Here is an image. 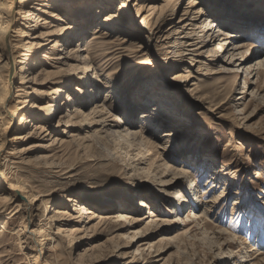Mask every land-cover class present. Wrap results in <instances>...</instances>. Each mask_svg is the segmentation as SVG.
<instances>
[{"label":"rangeland","instance_id":"374dc122","mask_svg":"<svg viewBox=\"0 0 264 264\" xmlns=\"http://www.w3.org/2000/svg\"><path fill=\"white\" fill-rule=\"evenodd\" d=\"M223 1L217 0L216 2ZM242 1L244 3L242 2L243 4L236 8L237 10L235 11L243 13L246 9L250 10L252 13L245 15L246 21L264 20V0H252L253 3L251 4H249L251 0ZM141 2H143L145 7H150L160 5L162 0L155 3L145 0H130L134 11L137 9L136 4ZM0 3L9 6L6 0H0ZM117 3H119L118 0ZM187 3L188 0L181 2V10L186 7ZM210 3L211 7L209 5L207 11H210V14H216V11L212 9V1ZM117 7L118 4L114 5L112 11H116ZM213 8L218 10L216 18L223 21L224 27L229 28L231 35L237 33L242 36L245 35L241 34V28H237L240 25L232 27L231 23L227 21L228 17H223L220 5L213 4ZM94 13H97L96 10ZM47 18L46 16L41 17V19ZM126 18L127 16H125ZM245 18L239 20L243 21ZM139 20V18H136L131 28L134 35L142 36V43L137 42V40L124 42V40L112 38L106 40L107 44L102 48L103 50H98L96 54L101 66L97 68V75H101V79L105 77L103 74L111 75L115 79L113 81L121 87L120 96L117 99L114 94L102 91L97 94L96 99L87 107L83 105L82 109L85 112H89L96 103L109 106L111 102L113 105L120 106L123 109L126 107V111L131 108L132 111L134 110L133 113L136 114L133 118L130 116L131 119L129 117L128 122L133 124L131 126L133 130L141 131L139 121L142 117L141 114L145 110L147 113L155 114L154 116L159 118L158 113L152 107L153 104H149L145 110L140 107L150 95L139 98L143 84L141 82L144 78L157 79L159 88L176 90L172 94L179 99L177 103L172 102L173 99H170L169 102L171 104H166L167 109L173 110V113L167 110L166 116L171 117V119L174 118L172 120L174 122L168 120L167 117H162V115L160 117L171 126L157 127L155 131L152 128V131H149L150 133L148 130L143 132L145 136L151 138V142L159 147V155L154 154L153 160H158L161 157L162 160L168 163V166L192 173L196 179V184H199L198 195L203 200L208 197V194H205L204 191L207 192L213 187V183H210V178L215 174V177H218L216 185L219 186L213 189V193L209 194V198H217L222 195L224 201L218 207L216 206L212 209L209 216L205 217L203 215L201 218H204V220L200 222L202 226H198L197 220H195V223L190 222V220L193 221L194 219L189 213L191 208L183 206L175 199L178 189H181L183 193H188L192 178L183 180L181 185L172 184L162 187L154 184L150 179H146L148 178L147 172L144 173L140 170L138 178L141 183L137 186L136 182L138 181L132 178V170L134 169L128 166L127 150L114 143L103 144V142H95L97 141L96 138L92 142L95 144L88 150H79L76 143L69 153L58 152L56 157L49 159L48 163L54 159L56 162H62L63 169H61L62 167H46L45 161L47 160L45 155H52L51 150L46 147L51 143L50 136L37 144L38 147L28 153L21 150L24 149V145L29 147L28 145L33 141L22 145L18 144L15 147L18 148L17 151H21L20 157L25 163L22 165L18 164V171L13 170V172L22 185L19 191L21 196H29L30 200L32 199L31 195L40 193L45 196L41 197L42 199L49 201L46 215V207L44 206H40L39 211H36L35 222L37 225L40 220L42 222L47 221L46 216L56 209H67L71 215L77 217L79 213L72 211L74 202H67L66 199L68 197L74 200L77 199V202L87 205L88 208L93 209L98 214L119 216L121 213H129L139 219L150 216V210H152L156 215H159L161 220H166L163 229H152L146 235L139 233L132 239L131 235L143 230L147 223L152 220L146 219L136 224H129L128 222H118V219H113L112 222L103 225L94 236L77 246L74 243L70 247L71 242L66 238L58 241L56 243V245L58 244V255L60 256L58 261L47 258L43 264H88V260L92 255L101 256L100 261L98 260L94 264H132L134 260L135 264H264V72L261 71L262 74L256 75L257 71L255 70L250 76H246L244 72V68L246 69V67L255 64L256 60H264L262 47L255 49L257 48L256 45H259V41L255 39L256 32L248 35L247 31L249 30L245 27L248 24L241 22V26L244 24L245 30L243 32H246L247 36H244L243 39H237L235 42H247L248 45L243 49L247 53L245 57L238 58L247 60L240 68L236 65L242 63V61H237L233 66H227L226 71H223L220 63H214L211 60H201V62H206V66H202L204 63H199L198 65H201L204 70L198 72L197 62L191 67L190 64L192 62L187 58V62L183 63L179 71L178 69L176 71L171 69L169 64L166 63V58L168 55L172 56L176 48L173 43L170 44L171 49L168 48V45H163L165 36L170 37L169 33L171 31L167 32L173 23L166 19L161 28L162 32L158 35L157 40H153L150 38V29L144 32L136 25V23L140 22ZM48 22L58 28L62 25V22L55 23L53 18H49ZM70 25L71 23L63 27ZM84 28L87 34L80 46L88 48L93 39L95 26L86 25ZM19 29L20 27H15L14 30L19 31ZM21 29L26 28L21 27ZM201 30L199 29V32ZM16 34L14 33L15 36ZM3 43H0V105L2 104L0 106V153L4 154V157L14 146L9 145L4 149L1 147L3 134L8 126L6 121L8 116L6 119L3 116V105L8 92L6 88L7 80L1 68H4L5 63L13 66L14 61L17 65V74L12 84L11 96L13 101L6 104V109L15 112L17 110L16 102L18 101L15 98V95H17L15 91L17 90L16 86H19L18 83L21 81L19 72L21 66L18 62L24 60L23 57L20 58V54H24V51L19 49L14 54L15 60L13 61L5 55ZM50 44L46 47L47 49L50 48ZM76 44L77 41L73 40L65 47L68 49ZM217 44V42L214 43L211 48L216 49ZM163 47H165V50ZM168 51L173 53L165 55ZM156 59L164 65L163 68L159 67L163 70V75L155 74L156 69L153 70L148 65ZM46 68L55 70L50 65H46ZM39 72L40 67L35 69L34 74L37 75ZM177 72L187 78H189V75L191 76L189 81H187L186 94L178 92L177 90L182 89L183 86L175 84L171 80ZM92 73V71H89L87 75L91 79L93 78V81H96ZM65 75L67 76L65 78L67 85L81 81L75 80L78 77L72 71L65 73ZM245 81L247 82L246 89H244ZM162 83L163 85L161 86ZM76 85L82 88L81 84L77 83ZM252 92H256L259 98H252ZM79 93L77 92V94ZM158 93L163 94L160 91ZM70 95H72L71 92ZM76 98L78 99L77 96L75 100ZM105 98H107V101H105ZM63 99L66 101V96H63ZM162 99L163 97L158 95L156 102ZM27 101L28 104L36 103L38 105L45 102L36 101V99L32 98H27ZM18 113L13 121L15 125L18 124V117L21 115L20 111ZM61 113L66 115L68 110L65 108ZM61 113L54 117V124L58 123V116ZM118 115L124 117L123 113ZM123 119L126 122L127 119ZM39 122L44 121L41 118L34 120V123ZM177 123L182 125L180 126L181 128H178ZM31 128H33L32 123L27 125L24 133H29ZM170 129H175L176 131L171 141L169 138L162 137V134ZM60 131L62 134L63 128L59 129ZM76 133L80 136H85L86 130L78 128ZM16 135L18 133H14V130L9 132V140H13ZM53 135L61 137L60 133L57 132ZM206 157L212 163H207L208 172L204 175L197 166L199 167ZM139 168L147 171L148 163L141 165ZM9 170L10 168L5 169L3 165L0 166L1 172ZM128 193H132L133 197L128 198ZM60 200L63 201L57 203ZM141 201H144L149 208H141L139 206ZM37 205L39 206L40 202ZM25 206L26 204L22 199L14 200L11 191L3 190L0 187V223L2 224L4 220H7V230L11 229L14 236L11 240L8 238L7 243L2 244L5 252L2 251L3 249L0 250L1 264H42L41 261L39 263L33 257L34 254L29 250L31 245L25 240L23 227L13 229L10 223L11 219L6 217L10 213L12 214L10 215L11 218L16 215L17 217L23 215ZM202 211L203 209L200 212L194 209V213H202ZM188 215H190V219L187 218ZM69 222L76 224L74 223L76 219ZM98 222V220H95L93 224ZM205 222H208L207 233L202 230ZM1 224L0 230L2 228ZM64 225H67L64 226L67 231L72 226L68 222ZM220 229L227 232V234L217 236L218 246L211 247L207 242L203 241L205 236L211 238ZM52 231L56 232V226L51 227L49 232L51 233ZM5 233H0V236ZM229 236L235 238L229 239ZM163 237L167 239L166 242L159 243L155 247L156 249L157 247H163V250L158 253L155 248L149 249L150 244L158 242ZM132 240L134 241L131 246L116 249L118 245L125 246L127 242ZM94 247L95 249H92ZM138 248L141 251L138 252ZM253 248L256 250L250 253L249 251L253 250ZM245 251L247 255L253 254V259L248 263H241L243 252ZM261 252L262 255H258ZM150 253L152 257L150 256L151 258H149L148 262L147 260L144 261L143 257Z\"/></svg>","mask_w":264,"mask_h":264},{"label":"bare ground","instance_id":"6f19581e","mask_svg":"<svg viewBox=\"0 0 264 264\" xmlns=\"http://www.w3.org/2000/svg\"><path fill=\"white\" fill-rule=\"evenodd\" d=\"M145 1L155 3L159 0ZM211 1L213 4L220 5L222 7L223 13L221 14H223V17H228L227 21L231 23L232 27L240 25V27L238 26L237 28H241V34L243 33L245 35L242 36L240 33L231 35L232 33L229 31V28L224 27L223 21L216 18L218 10L213 8V4L212 9L216 11V14H210V11H207V7L209 5L211 7ZM216 1L217 0H188L186 7L182 8V10L180 4L183 0H162L160 5L150 7H145L143 2H141L136 4L137 9L135 11L130 4V0H118L119 3H117V0H20L18 2L16 0H6V3H9V6L0 3V43L4 42L5 55L14 61V54L19 49L24 51V54H20V58L23 57L24 60L18 62L21 66L19 68L21 81L18 83L19 86H16L17 90L15 91L17 94L15 95V98L18 99L16 102L17 110L15 112L6 109V104L13 101V97L11 96L13 90L12 84L14 83V78L17 74V65L14 61L13 66L5 63L4 68H1L7 80L6 88L8 90L3 105V116L4 119L8 116L6 119L8 126L3 134V144L1 147L4 149L10 145L14 146V148H12L11 151H8L4 157V154L0 153V166L3 165L5 169L10 168V170L6 172L0 171V187L3 188V190L11 191L14 200L22 199L25 202L26 206L23 215H19L18 217L16 215L11 218L10 215L12 214L10 213V215H7L6 217L11 219L10 223L13 229L23 227L25 230V240L31 245L29 250L34 254L33 257L39 263L41 261L43 264L47 258H52L55 261H58L60 256L58 255L59 249L58 244L56 245V243L60 240L62 241L63 238L70 240V247L74 243L77 246L83 241L90 239L100 231L103 225L112 222L113 219H118V222H128L129 224H136L137 222L146 219L152 220L147 223L143 230L131 235L130 237H132V239L139 233L146 235V233L150 232L152 229H163L166 223V220H161L159 215H156L152 210H150V216L139 219L131 216L129 213H121L119 216H107L98 214L93 209L88 208L87 205L77 202V199L74 200L68 197L66 201L74 202L72 211L74 213H79L77 217L71 215L67 209H56L46 216L47 221L42 222V220H40L37 225L35 222V213L36 211H39L40 206H44L46 207V215L49 208V201L42 199L41 197L45 196L40 193L31 195L32 199L30 200L28 198L29 196H21L19 191L21 190L22 185L20 181L16 179L13 170L18 171V164L22 165L25 163L20 157L21 151L28 153L32 149L38 147L37 144L49 136L51 137V143L46 147L51 150L52 155H45V159L47 160L45 161V164L48 168L62 167V162H56L55 159L48 163L49 159L58 155V152L69 153L76 143L79 150H88L95 144L92 142H94L96 138L97 141L95 142H103V144L114 143L127 150V157L129 159L128 166L131 169H134L132 170V178L135 179V181H138L136 182L137 186L141 183L138 178V172H140V170L144 173L147 172L148 178L146 179H150L154 184L161 185L162 187L172 184L181 185V183L183 184V180L192 178L187 191L188 193H183L181 189H178L176 191L177 195L175 196V199L183 206L191 208L189 213L194 219L193 221L190 220V222L195 223V220H197L198 226H202V223L200 222H203L204 220V218H201L203 215L205 217L209 216L212 209L216 206L218 207V205L224 201L222 195H219L217 198H209V194L213 193V189L219 186L216 185L218 177H215V174L210 178V183H213V187L207 192L204 191L205 194H208V197L203 200V198L198 195L199 184H196V179L193 177L192 173L183 169H175L174 167L168 166V163L162 160L161 157H159L158 160H153L154 154L159 155V147L151 142V138L145 136L143 132L147 130L148 132H151L152 128L155 131L157 127L160 128L165 125H167V127L171 126L168 122H164L160 117L162 115V117H167L168 120H174V118L171 119V117L166 116L167 110H170L173 113V110L167 109L166 104H171L169 102L170 99H173L172 102L177 103L179 99L172 94L176 90H172V88H169L168 90L162 89V87L159 88L160 86L158 85L157 79L144 78L141 82V84L143 83L144 85L142 84V89L140 88L139 98L150 95L146 98L147 101L140 105V107L145 110L149 104H153L152 107L155 112L158 113L159 118L154 116L155 114L147 113L145 110V112L141 114L142 117L139 121L141 124V131L133 130L131 128L133 124L128 122L129 117L131 116L133 118L136 114L133 113L134 110L132 111L131 108L126 111V107L123 109L120 106L113 105L111 102L109 106L96 103L89 112H85L82 109L83 105L84 107H87L96 99L97 94L102 91L114 94L117 99L118 96H120L121 87L118 83L116 84L113 81L115 79L111 75L107 76L103 74V76H105L103 79H101V75H97V68L101 66L99 65L98 56H96V54L98 53V50H103L102 48L107 44L106 40L112 38L121 41L124 40V42L127 40H137V42L142 43V36L134 35L131 28L133 21L135 23L136 18L140 19V22L136 23V25L144 30V32L145 30L150 29V38L153 40H157L158 35L162 32L161 28L166 19L173 23L167 32L169 33L171 31L169 33L170 37H167V35L165 36V42L163 45H168V48L171 49L170 44H174V47L176 48L175 52L168 51L165 55L173 53L172 56L168 55L166 63L169 64L171 69H175L176 71L177 69L179 71L183 63L187 62V58L192 62V64H190L191 67L195 65V62H197L196 66L199 63H204L202 66H206L205 61L207 60H211L214 63H220V66H222L221 68H223L221 70L223 71H226L227 66L235 65L237 61H242V63L236 66L238 68L242 67L247 60L238 58L245 57L247 53L244 52L243 49L248 43L235 41L247 36L246 32H243L245 30L243 26L244 24H248V26H245L247 27V30H249L247 31L248 35L252 32H256L255 39L259 41V45H256L257 48L255 49L262 47L264 50V20L257 19L256 21H246L245 15L247 13H252L250 10L246 9L243 13L241 11H235L237 10L236 8L244 3L242 0ZM251 3H253L252 0L249 4ZM117 4L118 7L116 11L113 12L112 8ZM95 10L97 13H94ZM145 13L148 14L145 15ZM43 16L48 18L41 19ZM125 16H127L126 19ZM176 16H178L177 19H175ZM49 18H53L55 23L62 22V25L59 28L54 26V24L48 22ZM242 18L245 19L240 21L239 19ZM241 22L244 23L242 26ZM70 23V26L63 27ZM86 25H94L95 28L90 46L88 48H82L80 43L87 34L85 33L86 30H84ZM15 27H20L19 31H15ZM21 27L26 29H21ZM199 29L202 30L199 32ZM14 33H17L16 36ZM174 35L178 36L175 37ZM172 39L174 40L171 42ZM73 40H76L77 44L74 47L72 46L71 48L69 47L66 49L65 46H68ZM216 42L218 43L217 48L212 49L211 46ZM49 43H51L50 48L47 49L46 47ZM45 49L47 50L44 51ZM163 49L165 50V47H163ZM201 60L205 61L201 62ZM46 65H50V67L55 70L47 69ZM148 65L152 67L153 70L156 69L155 74H164V72H162L163 70L160 69L163 68L164 65H162L159 60L156 59ZM202 66L198 65V72L204 70ZM38 67H40V72L35 75L34 71ZM255 70L257 71L256 75L262 74L261 71L264 72V60L258 59L255 61V64L246 67V69L244 68L246 76L252 75ZM69 71L76 73L78 79L75 77V80L81 81H76V83L72 82L67 85L68 83L65 82V78H67L65 73ZM89 71L93 72L92 76L96 78V81H93V78L91 79V77L87 75ZM134 76H132V78H134ZM190 77L191 76L189 75V78ZM189 78L177 72L173 75L171 80L175 84H181V86H183L182 89L180 88L177 90L178 92H184L183 94H186L188 88L187 81H189ZM77 83L81 84L82 88L77 87ZM244 84V89H246L247 82L245 81ZM162 85L163 83L161 86ZM159 91L163 94H159ZM70 92L74 97L70 95ZM77 92L80 93L77 94ZM158 95L163 97V99L156 102ZM63 96H66V101H64ZM76 96L78 99L76 98L75 100ZM251 97L254 99L259 98L256 92H252ZM27 98L45 102L41 105L36 103L28 104ZM105 101H107V98H105ZM65 108L68 110L66 115L61 113ZM18 111H20L21 115L18 117V124L15 125L13 124V121L19 114ZM58 113H61L58 116V123L54 124L53 119ZM120 113H123L124 117L118 115ZM37 118L43 119L44 122L34 123V120ZM123 118L127 119L126 122H124ZM31 123L33 127L31 128V131L27 134L24 133L27 125ZM176 125H178V128H181L180 126H182L180 123H177ZM61 128H63L62 134L61 131L59 132V129ZM78 128L82 130L85 129L86 135H78L76 133V129ZM13 130L14 133H18V135H16L13 140H9V132H13ZM56 132L60 133L61 137L58 135L54 136L53 134ZM175 132V129L166 130L165 133L162 134V137L169 138L171 141L172 137L175 136ZM31 141L33 142L28 145L29 147H25L27 145H24V149L17 151L18 148L15 146ZM131 156L133 157L131 158ZM209 161L210 159L206 157L204 162L200 165L198 164L199 167L197 166L199 171L204 175L208 172L207 163H212ZM146 163H148L147 171L139 168ZM61 169H63V167ZM131 194L132 193H128V198L133 197ZM61 201L63 200H60L57 203H60ZM39 202L40 205L38 206L37 204ZM139 206L141 208H149L144 201H141ZM194 209L198 210V212H200L201 209H203V211L202 213H194ZM190 215H188V219H190ZM75 219L76 222L74 223L76 224L69 222L74 221ZM95 220H98L99 222L93 224ZM67 222L69 225H72L69 227L68 231L64 228V226H67L64 225ZM1 225L2 228L0 233H6L0 236V250L3 249L2 251L5 252L2 244L7 243L9 240L8 238L11 240L14 236L11 229L7 230V220H4ZM53 226H56V232L52 231L50 233L49 231ZM207 226L208 222H205L202 227L204 233H207ZM187 230L189 231V229ZM226 234L227 232L220 229L216 231L211 238L205 236L203 241L207 242L211 247H215L219 244L217 236ZM228 238L234 239L235 237L229 236ZM166 240L167 239L164 237L159 239L158 242L150 244L149 249L155 248L159 243H164ZM133 241L134 240L127 242L125 246L118 245L116 249L118 250L120 247L131 246ZM92 249H95V247ZM155 250L159 253L163 250V247H157ZM255 250L256 249L253 248V250H250L249 252L252 253ZM137 251H141L140 248H138ZM243 254L241 263H248L253 259V254L247 255L246 251L243 252ZM258 255H262V252ZM150 256L151 253L144 256L143 260H147L148 262L149 258L152 257ZM100 258L101 256L99 255H92L88 260V264H94L98 260L100 261ZM134 262L135 260L132 264H135Z\"/></svg>","mask_w":264,"mask_h":264}]
</instances>
